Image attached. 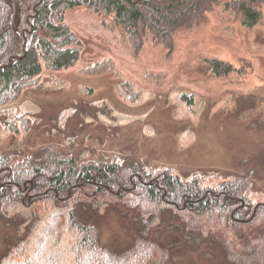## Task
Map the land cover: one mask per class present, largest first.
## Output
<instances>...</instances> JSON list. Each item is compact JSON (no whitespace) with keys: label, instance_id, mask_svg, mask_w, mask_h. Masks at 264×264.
Wrapping results in <instances>:
<instances>
[{"label":"trees","instance_id":"16d2710c","mask_svg":"<svg viewBox=\"0 0 264 264\" xmlns=\"http://www.w3.org/2000/svg\"><path fill=\"white\" fill-rule=\"evenodd\" d=\"M222 5L245 28L264 25V0H0V117L40 83L44 70L69 69L80 60L84 45L65 23L68 11L84 8L102 17L135 56L149 43L171 56L176 35L207 23ZM211 67L218 78L246 72L220 60ZM114 69L113 60H104L82 73ZM123 96L139 99L130 83ZM259 99L258 115L264 96ZM22 122L29 130L30 121ZM16 125L7 127L18 133ZM205 180L127 158L82 162L55 145L19 157L0 152V220L19 232L6 239L0 264H174L177 248L194 249L200 241L221 247L228 264H264V203L253 200L251 180L239 176L214 188ZM41 204L50 207L45 216L37 210ZM108 213L123 223L128 247L102 241L100 222ZM172 224L179 238L164 245L162 228Z\"/></svg>","mask_w":264,"mask_h":264},{"label":"rangeland","instance_id":"374dc122","mask_svg":"<svg viewBox=\"0 0 264 264\" xmlns=\"http://www.w3.org/2000/svg\"><path fill=\"white\" fill-rule=\"evenodd\" d=\"M65 23L83 42L80 60L69 69L44 70L38 85L2 109L1 153L19 157L55 145L82 162L127 158L186 180L206 178L211 188L243 176L253 184V200L264 203V108L259 115L254 110L264 96V25L245 28L223 5L216 6L207 23L176 35L171 56L151 43L135 56L90 10L68 11ZM104 60L114 61V71L82 73ZM212 60L246 72L218 78ZM125 83L134 86L137 101L123 96ZM22 119L30 121L29 130ZM10 123L18 133L8 129ZM49 208L41 204L37 210L45 216ZM122 224L108 213L100 222L102 241L128 247L131 238ZM172 227L154 237L161 232L164 245L176 242ZM252 232L257 235L256 229L247 233ZM18 236L0 220V253L8 237ZM174 264L228 262L221 247L200 241L194 249L177 248Z\"/></svg>","mask_w":264,"mask_h":264},{"label":"flooded vegetation","instance_id":"af4514ba","mask_svg":"<svg viewBox=\"0 0 264 264\" xmlns=\"http://www.w3.org/2000/svg\"><path fill=\"white\" fill-rule=\"evenodd\" d=\"M18 59V57H14V60H17Z\"/></svg>","mask_w":264,"mask_h":264},{"label":"water","instance_id":"95a60500","mask_svg":"<svg viewBox=\"0 0 264 264\" xmlns=\"http://www.w3.org/2000/svg\"><path fill=\"white\" fill-rule=\"evenodd\" d=\"M20 58H18L17 60H19ZM5 68V67H4Z\"/></svg>","mask_w":264,"mask_h":264}]
</instances>
